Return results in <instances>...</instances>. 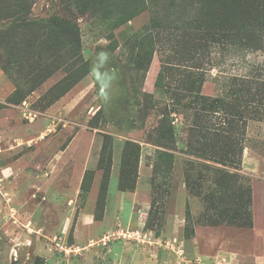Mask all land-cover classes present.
Returning <instances> with one entry per match:
<instances>
[{
	"label": "rangeland",
	"instance_id": "374dc122",
	"mask_svg": "<svg viewBox=\"0 0 264 264\" xmlns=\"http://www.w3.org/2000/svg\"><path fill=\"white\" fill-rule=\"evenodd\" d=\"M33 1L34 16L46 17L57 9L56 0ZM158 2L162 5L165 0ZM174 3L177 0L166 3L171 17L178 13ZM98 5V11L77 18L88 73L59 99L51 101L48 88L62 76L60 70L20 101L13 94L12 79L0 69V221L3 227L23 230L18 238L0 240V264H156L152 254L181 264L194 257L205 262L216 255L228 258L234 246L249 244L246 233L254 215L257 222L264 217L258 195L252 194L264 187V160L258 174L243 173L240 164L244 146L263 149L264 139L247 137V120L244 125L228 121L211 105L215 97H205L204 109L190 103L199 109L197 124L229 131L233 162L216 164L202 155L213 146L210 131L201 140L197 129L189 131L187 123L175 115L178 106L174 104L182 105L188 97H172L185 93L180 82L185 74L197 72V62L203 77L197 91L226 90L225 98L231 88H238L239 79L251 80L260 72L264 77V53L216 44L209 48V55L192 57L176 38L177 32L169 35L154 27L155 11L161 8L124 20L117 12L123 9L113 0ZM148 32L156 38L146 64L142 47L152 43ZM166 64L167 89L156 88L157 73ZM63 97L77 101L71 111L58 103ZM165 103L174 138L162 139L158 145L147 133L157 134L159 111ZM24 107L33 112L31 119L24 115ZM4 114L11 120L1 122ZM128 139L139 147L138 161L129 178L133 187L122 190V152ZM47 183L52 188L43 191ZM121 191L127 196L124 203H133L128 219L127 209L120 216L114 204ZM32 212L33 223L26 219L32 218ZM109 215L119 216L108 220ZM119 228L150 231L161 239L178 236L185 247V261L172 258L165 247L155 244L122 238L101 243L103 235ZM111 245H115L113 255L108 252Z\"/></svg>",
	"mask_w": 264,
	"mask_h": 264
},
{
	"label": "trees",
	"instance_id": "16d2710c",
	"mask_svg": "<svg viewBox=\"0 0 264 264\" xmlns=\"http://www.w3.org/2000/svg\"><path fill=\"white\" fill-rule=\"evenodd\" d=\"M167 1L173 0H165L162 5L158 0H113V4L123 9L117 12L124 20L147 9L161 8L160 12L155 11L158 22L154 27L169 35L173 31L177 32L176 38L182 40L188 49L187 55L192 57L209 55V48L216 44L264 52V0H177L174 8L178 13L174 17L167 13V8L170 7L166 4ZM108 2L109 0H56L57 9L52 14L38 17L31 13L33 0H0V69L12 79L13 94L18 95L20 101L58 70L62 76L48 88L51 101L63 96L88 73V65L81 54L77 18L87 11H98V3L106 5ZM146 36L152 41L147 49L142 47V56L148 64L156 37L151 32ZM198 67L196 62L194 68L197 72L183 76L179 84L185 93H175L172 100L188 97V101L182 105L179 102L174 105L193 111L194 119L188 130L197 129L199 139L204 138L206 130L210 131L207 133L213 146L202 155L225 166L233 162L229 153L232 142L229 131L197 124L199 109L189 105L198 103L200 109H204L206 96L196 89L203 81ZM261 71L264 73V60ZM167 74H170L168 64L162 66L157 73L156 88L167 89ZM212 104L224 113L228 121L234 119L244 125L248 119L263 120L264 77L260 72L251 80L239 79L238 88H231L225 98H213ZM164 106L159 111L162 117L154 140L158 145L162 139L168 141L174 138L167 114L168 104L165 103ZM104 138L108 140L109 136L104 135ZM105 150L103 146L102 152ZM138 150V145L133 141H125L119 181V188L122 190L133 187L132 183L129 184V178L136 169ZM107 155L110 157V153ZM105 172L107 175L109 169ZM244 213L247 214L246 209Z\"/></svg>",
	"mask_w": 264,
	"mask_h": 264
},
{
	"label": "crops",
	"instance_id": "0c3cea01",
	"mask_svg": "<svg viewBox=\"0 0 264 264\" xmlns=\"http://www.w3.org/2000/svg\"><path fill=\"white\" fill-rule=\"evenodd\" d=\"M263 60H264V58H263ZM263 60H262V62H263ZM102 85H106V82H104ZM202 86H203V84H202ZM202 86H201V88H202ZM201 90H200L201 94H203L205 96H210V97L222 98L226 94V90L223 91V93L222 92L215 93L214 91L213 92L210 91L207 94L203 93ZM64 97L61 100H59L58 103H60L61 106L65 105L64 106L65 110L71 111V109H73V106L76 105L75 103H77V101L75 99L65 100ZM192 114H193V111L191 109L178 106V110H177L175 115L177 117H181L182 121H184V123H187V126H190V125H192V122H193V118H192L193 115ZM177 117H176V119L178 120ZM9 120H11V119H9V117H7L6 114L1 116V122H4V121L7 122ZM38 126H40L42 128L43 127V123L38 124ZM246 128H247V137H250V138H252V137L262 138L263 137V139H264V119L263 120L248 119L247 123H246ZM147 134H151L155 138L157 136V134H155L153 132H148ZM176 139H178V138L176 137ZM150 141H154V140H152V138H151ZM262 146L264 147V144H262ZM176 154H179V153H176ZM262 160H264V148L255 150L250 145H245L243 150H242V153H241V163L240 164L243 167V170L242 169L241 170L244 171L243 173H246V174L247 173H250V174L261 173L262 171L260 169V163H261ZM244 169H247L249 172L244 170ZM117 187L118 186L116 184V189H117ZM51 188H52L51 185L47 183V184H44L42 189H43V191H46V190H49ZM8 189L13 191L12 187H9ZM252 194L253 195L257 194L258 195V197H259V203L258 204H259V206H262L264 208V187L261 188V189L258 188L256 190L255 189L252 190ZM126 197L127 196H125V194H123V192H122V194H116V199H115L116 202L114 204H115L116 208H118L119 211H121L120 216H122V211L125 212V209H127V214H128L127 215L128 216L127 219H128L130 217V214H131V209L133 207V203L130 204L129 202H126V201L124 203V201L122 199L123 198L126 199ZM125 205H126V207H125ZM263 212H264V210H263ZM33 214L34 213L32 212V218H26L27 220L30 219V221L32 223H33V221L35 219L34 218L35 215H33ZM117 216H119V215H114V217H116V218H117ZM255 216L256 215H254V219H253L254 223H253L252 228H250L248 230V233H246V234L250 235L249 236L250 242L247 245L248 247L244 246V245H242V246L241 245L234 246V248L230 249V251H229V255H228L229 259L226 258L223 255L222 256L221 255H216L213 258H215L217 256L224 257L227 264H264V217L262 219V222H257L256 221L257 217H255ZM105 217H106V215L104 216V218ZM114 217L109 215L108 216V220H112V219H114ZM79 220H83L82 215L79 216ZM88 220H92V217H88ZM2 229L3 230L5 229L4 230L5 233H3ZM34 232H35V234L38 233L37 230L36 231L34 230ZM148 232H150V231H148ZM150 233H152V232H150ZM4 234H6V235H4ZM22 234H23V230L14 231L13 229H11V227L8 224L3 227V222L0 221V240L2 238H4V237H5V239L7 237H9V238H13V237L18 238ZM103 236H105V235H103ZM167 239H170V240L176 239L177 241L181 242V244L183 246V250H184V255L186 254L184 244L178 238V236H171L170 238H167ZM114 246L115 245H113V246L111 245L108 248V252L110 251L109 255H113L114 250H115ZM162 248H164V247H162ZM166 250L172 254V258H173V256H176L169 249L166 248ZM152 256L155 259L156 264H181L180 263L181 261L176 262V261L172 260L171 258L165 257L163 254L161 256H158L157 254H152ZM176 258H177V256H176ZM195 258L196 257H194L191 260H188V262L185 261L184 264H209L211 262V261L210 262H207V261L205 262V261H202L199 258L201 263H196L194 261Z\"/></svg>",
	"mask_w": 264,
	"mask_h": 264
},
{
	"label": "built area",
	"instance_id": "2783aa9c",
	"mask_svg": "<svg viewBox=\"0 0 264 264\" xmlns=\"http://www.w3.org/2000/svg\"><path fill=\"white\" fill-rule=\"evenodd\" d=\"M23 105L25 106V102H23ZM24 115L31 119L34 114L32 111L24 107L23 109ZM111 238H122L125 240H132L137 243H148V244H155L156 246L159 247H165L169 249L171 252H173L178 258L184 259V250L181 242L177 241L176 239H161L159 237H154L150 232L148 231H139V230H131L127 228H119L108 235L103 236L100 241L103 245L107 243ZM196 263H201L200 259L196 257L194 259ZM226 260L224 257L217 256L213 258V260L209 264H225Z\"/></svg>",
	"mask_w": 264,
	"mask_h": 264
}]
</instances>
